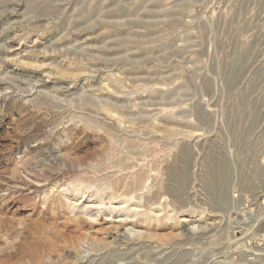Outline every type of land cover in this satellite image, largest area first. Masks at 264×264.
I'll return each instance as SVG.
<instances>
[{"label": "rangeland", "instance_id": "rangeland-1", "mask_svg": "<svg viewBox=\"0 0 264 264\" xmlns=\"http://www.w3.org/2000/svg\"><path fill=\"white\" fill-rule=\"evenodd\" d=\"M259 190L264 0H0V264H264Z\"/></svg>", "mask_w": 264, "mask_h": 264}, {"label": "bare ground", "instance_id": "bare-ground-1", "mask_svg": "<svg viewBox=\"0 0 264 264\" xmlns=\"http://www.w3.org/2000/svg\"><path fill=\"white\" fill-rule=\"evenodd\" d=\"M262 196V191L259 190V193L257 194V196L255 197V200L257 203H258V200L259 198ZM124 202V205H121V206H118V207H115L113 208L114 210H118L120 213H123L125 216L124 219L121 220V226H122V229L126 232H129V233H133L132 229H129L127 228V224H129L130 222L132 223L133 222V226H134V223L135 222V219L139 220L140 221V218L142 217L145 221H150V223L156 221V222H160L161 221V216L162 214H159L157 212V210H155L154 208L155 207H147V208H144V206H142L141 204H139L138 202H135L131 199L129 200H125L123 201ZM141 203V202H140ZM109 204V203H108ZM99 206H103L105 205V201H100V203L98 204ZM147 205V204H146ZM145 205V206H146ZM261 204H259V207H260ZM97 207V213L100 212V209H102V207ZM87 208V207H86ZM95 207H93L91 210H87L89 212H92L94 210ZM157 208V207H156ZM107 209V208H105ZM160 209H163V208H160ZM159 209V210H160ZM163 211V210H162ZM94 212V211H93ZM101 213V212H100ZM162 213V212H161ZM92 214V213H91ZM97 217V216H96ZM130 218H133L132 220L133 221H130L131 219ZM169 218V217H168ZM142 226V225H141ZM144 232H142V230L140 232H138L137 234L141 235L142 237V234ZM147 233V232H146ZM149 234V233H148ZM138 235V236H139ZM146 235V234H145ZM117 236V235H116ZM116 236H113L111 235L110 237H116ZM165 247V246H164Z\"/></svg>", "mask_w": 264, "mask_h": 264}, {"label": "built area", "instance_id": "built-area-1", "mask_svg": "<svg viewBox=\"0 0 264 264\" xmlns=\"http://www.w3.org/2000/svg\"><path fill=\"white\" fill-rule=\"evenodd\" d=\"M261 197H262V203L264 204V193Z\"/></svg>", "mask_w": 264, "mask_h": 264}]
</instances>
